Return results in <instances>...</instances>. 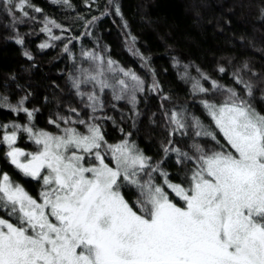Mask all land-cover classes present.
<instances>
[{"label":"snow or ice","instance_id":"snow-or-ice-1","mask_svg":"<svg viewBox=\"0 0 264 264\" xmlns=\"http://www.w3.org/2000/svg\"><path fill=\"white\" fill-rule=\"evenodd\" d=\"M2 2L9 15L18 9L28 16L24 6L29 0ZM115 10L119 15L118 5ZM49 23L60 27L55 21H46L42 31L51 34ZM17 42L22 44L23 40ZM82 55L92 63L77 70L80 75L73 78L72 86L82 99L86 97L85 107L93 113L103 110L97 90L102 93L107 88L113 89L114 99H124L127 94L135 103V92L143 90L139 76L103 56L92 52ZM109 74L114 83L109 82ZM121 74L127 79L120 78ZM88 83L93 84V91L80 92L81 84ZM237 83L244 82L237 78ZM211 85V90L224 96L223 101L201 103L228 148L195 117V135L210 137L219 151L206 152L193 145L196 155L189 156L171 147V140L163 147L165 155L175 152L178 162L195 164L188 187L172 183L159 164L153 166L152 158L127 139L108 144L96 123L59 117L64 124L86 127L85 133L65 127L59 135L18 124L11 125L9 131L8 124H0V145L7 148L3 158L41 185L38 197H33L0 170V209L8 216H0V264H264V115L234 89L216 81ZM157 87L153 85V90ZM244 87L250 97L252 86ZM193 89L203 94L210 91L199 81ZM12 110L25 112L30 121L34 116L27 108ZM168 120L174 125L170 136L186 134L183 112L173 110ZM49 123L60 128L55 120ZM18 131L28 134L36 151L16 146ZM109 154L111 164L106 162ZM153 173L163 177L162 185L154 182ZM141 175L148 179L142 182ZM125 184L139 190L134 204L121 191ZM165 187L183 206L169 198Z\"/></svg>","mask_w":264,"mask_h":264},{"label":"trees","instance_id":"trees-1","mask_svg":"<svg viewBox=\"0 0 264 264\" xmlns=\"http://www.w3.org/2000/svg\"><path fill=\"white\" fill-rule=\"evenodd\" d=\"M24 12L28 16L18 9L9 15L0 0V124H8L9 131L11 125L18 124L59 134L69 126L59 117L96 123L108 144L127 139L152 158L153 166L159 164L172 183L185 187L195 164L178 162L175 152L165 155L163 147L168 141L189 156L196 155L193 145L206 152L220 150L210 137L195 135L193 117L203 128L215 132L220 145L228 148L201 103L223 101V95L211 90L212 81L234 89L264 115V0H68L67 4L63 0H29ZM46 21L60 25L52 32L60 39H52L42 31ZM42 44L49 46L41 48ZM84 52L111 59L115 66L139 76L143 90L135 92V103L127 94L124 99H114L113 89L107 88L102 93L97 90L103 110L93 113L85 107L86 97L82 99L72 86L73 78L80 75L77 70L87 69L92 63L82 55ZM221 68L225 71L220 72ZM120 78L125 77L121 74ZM237 78L244 83H237ZM195 81L210 89L209 93L195 92ZM109 82L114 83L111 74ZM244 84L252 86L250 97ZM153 85L158 87L153 90ZM79 91L91 92L93 84H81ZM13 108H27L34 111V116L30 121L25 112ZM173 110L186 117L184 135H169L174 125L168 116ZM50 120L57 121L60 128ZM71 127L82 132L84 125L75 123ZM17 135V147L34 149L27 133L18 131ZM4 151L5 145H0V170L38 197L40 183L8 164ZM140 179L147 180V176L141 175ZM153 179L163 184L159 173H153ZM121 191L131 204L140 197L132 185L125 184ZM165 191L183 206L175 193L167 187ZM0 216L8 218L2 210Z\"/></svg>","mask_w":264,"mask_h":264},{"label":"rangeland","instance_id":"rangeland-1","mask_svg":"<svg viewBox=\"0 0 264 264\" xmlns=\"http://www.w3.org/2000/svg\"><path fill=\"white\" fill-rule=\"evenodd\" d=\"M48 27L49 28H51V34H49V32H46L45 31V33L50 37V38H52L53 36H54V34L52 33V32H54V29H56L57 27H55L54 25H52V24H48ZM56 36H58V35H56ZM124 79H127L126 77L124 78ZM68 119H70L71 121H78L79 119H75V118H68ZM75 123H69L68 125V127H71V125H74ZM77 124H79V123H77ZM86 132V127L84 126L83 127V131H82V133H85ZM59 134H62V132H60ZM59 134H55V135H59ZM119 143V142H118ZM115 144H117V143H115ZM33 145H34V149L32 150V151H28V152H34V151H36V149H37V146L33 143ZM6 147V146H5ZM6 150H7V148H6ZM106 162H109L110 164L112 163V161H111V156H110V154L108 155V157H107V159H106ZM153 175V174H152ZM157 175V174H156ZM147 179H148V177H147ZM142 182L143 181H145V179L144 180H141ZM155 182V181H154ZM162 182H163V179H162ZM189 186V185H188ZM188 186H185V187H188ZM138 190V189H137ZM40 191H41V189H40ZM139 191V190H138ZM177 198H179V197H177ZM180 199V198H179ZM180 206V205H179ZM0 210H2V209H0ZM2 212H6V211H4V210H2ZM7 214V213H6ZM5 218V217H4ZM7 219V218H6ZM13 222H15V221H13Z\"/></svg>","mask_w":264,"mask_h":264}]
</instances>
